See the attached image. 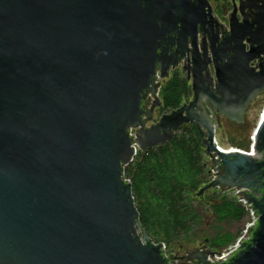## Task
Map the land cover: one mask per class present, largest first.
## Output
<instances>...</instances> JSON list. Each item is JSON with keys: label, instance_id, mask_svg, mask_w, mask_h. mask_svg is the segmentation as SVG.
<instances>
[{"label": "water", "instance_id": "water-1", "mask_svg": "<svg viewBox=\"0 0 264 264\" xmlns=\"http://www.w3.org/2000/svg\"><path fill=\"white\" fill-rule=\"evenodd\" d=\"M189 4L0 0V264H170L164 243L140 225L123 170L194 122L218 170L198 195L240 189L259 219L226 261L211 262L218 253L211 248L188 259L264 264V59L250 68L264 54V23L251 31L249 52L237 43L218 68L220 94L199 74L193 99L148 125L162 104L158 68L164 79L176 64L166 62L161 42L176 23L181 40L195 20ZM215 108L233 122L244 117V126L263 112L255 155L225 143Z\"/></svg>", "mask_w": 264, "mask_h": 264}, {"label": "trees", "instance_id": "trees-1", "mask_svg": "<svg viewBox=\"0 0 264 264\" xmlns=\"http://www.w3.org/2000/svg\"><path fill=\"white\" fill-rule=\"evenodd\" d=\"M165 111H172L191 95L190 86L178 75L161 89ZM124 179L132 186L138 209V221L147 235L167 248L172 242L189 238L203 228L204 207H211L216 219L242 221L247 210L226 193L198 195L211 181L209 163L205 162V144L193 125H184L172 142L145 152L139 151L123 170ZM224 194V195H221ZM238 238L216 235L211 247L219 251Z\"/></svg>", "mask_w": 264, "mask_h": 264}, {"label": "flooded vegetation", "instance_id": "flooded-vegetation-1", "mask_svg": "<svg viewBox=\"0 0 264 264\" xmlns=\"http://www.w3.org/2000/svg\"><path fill=\"white\" fill-rule=\"evenodd\" d=\"M189 3V8L196 12V15H193V18L195 17L194 22H191L190 27L185 29L187 31L184 34L182 33L180 41L176 38L182 30L180 28L181 24L176 23L166 33L167 39L161 42L162 47L167 48L166 62L176 61V64L170 66L168 77L164 79L160 78V67L158 68L157 82L160 83L158 95L162 100V104L155 107L153 119L148 122V125L157 122L162 114L170 112L165 111L163 99L160 95L164 81H169L175 75H178L185 84H188L191 90V95L185 98L180 105L193 99L192 83L195 82L199 74L203 82L212 91L220 94L217 89L218 68H221L234 57L236 46L239 45L238 47L244 53L249 52L253 42L250 35L251 31L257 27L259 22L264 23V0H189ZM195 22H197L196 25ZM233 27H236L235 32ZM187 36H189L188 40L186 39ZM263 59L264 54L261 53L260 56L250 62V68L258 70V65ZM146 101V109L151 108L154 101L153 96L149 94ZM211 105L212 100H209V106ZM213 116L214 123H216L217 117L229 119L216 108ZM243 121L244 117L241 120H236V123ZM188 125H193L198 130L195 122ZM209 165L211 164L209 163ZM217 174L218 170H216L214 179ZM205 248L208 247L203 244L200 247L187 250L183 255L179 254L182 250L180 248L177 253H171L170 256L173 259L170 264H192V260L188 257L202 252ZM188 251L191 253H188Z\"/></svg>", "mask_w": 264, "mask_h": 264}, {"label": "rangeland", "instance_id": "rangeland-1", "mask_svg": "<svg viewBox=\"0 0 264 264\" xmlns=\"http://www.w3.org/2000/svg\"><path fill=\"white\" fill-rule=\"evenodd\" d=\"M165 83L166 81H164V84ZM262 113L263 112H259V121ZM258 123L255 125L244 126L233 121H226L223 117H217L215 125L221 132L222 138L231 150L239 149L243 151H251L254 150L252 149L255 141L254 133ZM210 160L209 155L205 154V162L208 164ZM215 192L217 193L216 195H220L219 193H222L223 191L219 188H210L206 195L208 193L213 194ZM223 193L233 197L231 190H226ZM207 206L208 209L204 207L205 213L203 216V228L189 238L172 242V244L167 248L168 254L171 255V253H177V251L182 248L179 254L183 255V253L187 250L200 247L203 244L212 250L219 251L211 247L212 239H214L216 235L219 236V239H221L222 236H234V234L237 233L239 237L246 229V223L251 220L248 213L242 221L234 222L230 219H216L212 213L211 207L209 205Z\"/></svg>", "mask_w": 264, "mask_h": 264}, {"label": "built area", "instance_id": "built-area-1", "mask_svg": "<svg viewBox=\"0 0 264 264\" xmlns=\"http://www.w3.org/2000/svg\"><path fill=\"white\" fill-rule=\"evenodd\" d=\"M135 134V130L132 129L131 130V135H134ZM252 149H254V147H252ZM239 150V149H237ZM240 151H243V150H240ZM245 153H250L252 155H255V150H251V151H243ZM210 167V175H211V180L214 179L215 177V174H216V168L213 167L212 165H209ZM126 181H129L128 179H125ZM232 191V196L239 202L241 203L243 206H245L246 210H247V213L250 217V221H248L246 223V229L244 230V232L235 240L234 243H232L231 245H229L227 248L221 250V251H218V253L214 256H212V259H210L211 262H219V261H226L235 251H237L239 249V247L241 246L242 242L244 240H248L250 238V230L256 226V223L259 219V216H257L255 213L256 211H254L251 207H252V204L251 203H248L247 199L244 198L243 195H240L241 194V190L240 189H237V188H232V189H229ZM163 251H164V254L166 257H169L170 254H168V250H167V246L164 244V247H163Z\"/></svg>", "mask_w": 264, "mask_h": 264}, {"label": "bare ground", "instance_id": "bare-ground-1", "mask_svg": "<svg viewBox=\"0 0 264 264\" xmlns=\"http://www.w3.org/2000/svg\"><path fill=\"white\" fill-rule=\"evenodd\" d=\"M232 151H235V150H232ZM240 151V150H239ZM250 154V153H249ZM250 155H252V154H250Z\"/></svg>", "mask_w": 264, "mask_h": 264}]
</instances>
